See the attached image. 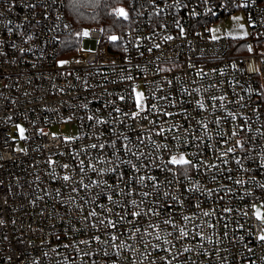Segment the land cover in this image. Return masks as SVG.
I'll return each mask as SVG.
<instances>
[{
	"label": "built area",
	"instance_id": "obj_1",
	"mask_svg": "<svg viewBox=\"0 0 264 264\" xmlns=\"http://www.w3.org/2000/svg\"><path fill=\"white\" fill-rule=\"evenodd\" d=\"M65 6L0 0V264H264V0H132L70 57Z\"/></svg>",
	"mask_w": 264,
	"mask_h": 264
},
{
	"label": "trees",
	"instance_id": "obj_2",
	"mask_svg": "<svg viewBox=\"0 0 264 264\" xmlns=\"http://www.w3.org/2000/svg\"><path fill=\"white\" fill-rule=\"evenodd\" d=\"M131 3L132 0H66L65 10L72 30L62 37V57L76 53L86 29L102 28L106 39L119 38L131 29L134 24ZM120 7L127 11V18L118 15Z\"/></svg>",
	"mask_w": 264,
	"mask_h": 264
},
{
	"label": "rangeland",
	"instance_id": "obj_3",
	"mask_svg": "<svg viewBox=\"0 0 264 264\" xmlns=\"http://www.w3.org/2000/svg\"><path fill=\"white\" fill-rule=\"evenodd\" d=\"M119 9H123V7H120ZM226 31L229 32V33H233V34H240L242 36H246L248 34V30H247V27H246V19H245V16L243 14H239L238 17L230 22L227 27H226ZM85 32H89L88 29H86L84 31ZM84 35V34H83ZM87 36V35H86ZM84 35V37H86ZM261 83H262V86L264 88V79L261 80ZM143 100H141L140 104H142ZM21 129H23V132H21V135L24 136L25 135V131H24V127L21 126L20 127V131ZM53 131L55 133H64L65 135H68L69 134V131L68 130H65L63 132H61L59 129H56V128H53ZM19 147H20V144H19ZM259 215H261V212L258 211Z\"/></svg>",
	"mask_w": 264,
	"mask_h": 264
},
{
	"label": "snow or ice",
	"instance_id": "obj_4",
	"mask_svg": "<svg viewBox=\"0 0 264 264\" xmlns=\"http://www.w3.org/2000/svg\"><path fill=\"white\" fill-rule=\"evenodd\" d=\"M117 11H118V15L127 18V13L124 11V9H118ZM83 34L85 36L88 35L87 32H85ZM110 39L113 40V41H115L118 38L115 37V36H112V37H110ZM169 39H170V37H169ZM141 100H142V94L141 93H137V104H138V107L140 106ZM21 132H23V129H21ZM93 147H96V145H93ZM171 162L174 163V164H188L189 163V161H187L186 159H184L183 156H181L179 159H176L175 157H173ZM64 179L67 180L68 177L66 176V177H64ZM135 215H138V214H135ZM258 216H259V213H258ZM260 239L264 240V236H261Z\"/></svg>",
	"mask_w": 264,
	"mask_h": 264
}]
</instances>
